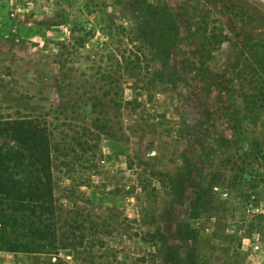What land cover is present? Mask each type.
Segmentation results:
<instances>
[{
	"label": "rangeland",
	"instance_id": "obj_1",
	"mask_svg": "<svg viewBox=\"0 0 264 264\" xmlns=\"http://www.w3.org/2000/svg\"><path fill=\"white\" fill-rule=\"evenodd\" d=\"M65 1L59 27L37 25L35 8L31 19H3L11 28L0 35V160L15 187L42 188L27 152L3 124L31 119L44 128L58 239L85 231L93 248L49 257L10 253L0 243V264H168L160 238L156 245L150 238L157 232L182 256L186 247L194 248L193 264H264V220L252 221L244 235L239 194L226 201L221 180L206 183L217 189L207 215L190 218L199 177L218 173L228 182L233 175L225 163L232 152L219 148L220 138L234 134L237 147L245 148L251 137L264 135V0ZM144 2L164 8L175 26L160 17L163 36L173 28L165 69L151 60L155 50L148 41L141 47L133 40ZM4 4L0 0L5 14L13 4ZM146 19L143 36L158 23L154 14ZM13 22L22 23L20 34ZM73 25L82 27L72 33L84 39L82 47L60 58L53 45L40 47L45 40L71 38ZM137 48L144 54L138 87L146 89L150 75L163 74L144 91L136 90V71H125L124 63L117 69L113 60L109 68L120 55L133 58ZM102 78L115 81L108 96ZM109 98L119 106L97 117L90 105ZM133 98L136 104H128ZM2 203L8 213L19 207L11 197ZM178 223H188L195 240L178 241Z\"/></svg>",
	"mask_w": 264,
	"mask_h": 264
},
{
	"label": "trees",
	"instance_id": "obj_2",
	"mask_svg": "<svg viewBox=\"0 0 264 264\" xmlns=\"http://www.w3.org/2000/svg\"><path fill=\"white\" fill-rule=\"evenodd\" d=\"M5 1L4 4L8 7V3H12L8 9H6L5 14L0 12V35L9 32L11 28L6 25V20L3 19L11 15L13 19L21 18L22 20L31 19L33 17L34 11L32 8L40 10L41 19L35 21L37 25L43 24L47 27H59L64 24L65 15V0H40L45 3H38L39 0H2ZM8 2V3H7ZM65 4V5H64ZM28 8H30L28 10ZM141 23L139 25H134V31L138 33V37L133 38L134 42L139 44L141 47L144 46V41H148L152 47L154 53H152L151 60H160V67L166 68L168 64V54L166 49L171 42V30L175 28L171 17L165 16L164 8L158 5H153L152 3L144 2L141 4ZM154 14L157 17L158 23L152 25L150 35L146 33L143 36L141 31L148 26L146 15ZM167 14V13H166ZM160 17H168L170 25L173 26L172 29L165 28V36L162 35V23H160ZM166 19V18H165ZM21 22L16 25L15 33L21 32L22 28ZM82 27L78 25H73L71 27V38L67 37L60 41L45 40L44 43L40 45L42 48L47 44L54 46V51H57V58L61 56L68 55L74 48L82 47L84 44V39L82 37H74L73 31L80 30ZM122 32L129 30L126 27H121ZM132 28L130 29V31ZM158 30V35L157 31ZM14 35V34H13ZM12 35V36H13ZM143 36V37H142ZM20 41L21 39H16ZM157 42V45L155 44ZM157 47L159 49H157ZM140 48H137L134 53L133 58L129 55L123 58V55L118 56V58L112 59L110 61V69L113 60L118 64L117 69H120L121 63H124V70L136 71L134 73L135 79L134 86L136 90H147V85L152 86L153 83H157L158 80L161 81L163 74L161 71L150 75V82L145 83V88L142 89V80L139 81L137 78L142 73L141 63L144 60L143 56L140 55ZM102 75V73H100ZM105 74V73H104ZM107 74V73H106ZM104 83L106 89L103 91L105 96L110 95L113 87V81L111 79L107 82L106 79H100ZM155 86V85H153ZM60 90H64V86L60 84ZM136 96L137 93L135 94ZM231 96V95H229ZM230 100V99H229ZM136 104V99H131L128 104ZM254 104V102H253ZM114 106H119L114 99L109 98L106 102H101L97 99L96 103H92L90 107L92 111L97 109V117L105 118L108 114V108ZM263 106V104H262ZM102 125L105 128L107 122ZM4 131L11 137V139L23 148L29 156V161L31 166L35 169V173L42 179V188L29 183L28 187L23 189L15 187L18 183L14 180V177L10 172L8 165H4L3 160H0V243L5 248L7 252L10 253H20L29 255H44V256H56L59 250H75L78 247H85L88 251H92L93 245L88 235L85 231H79L76 235L70 237L68 241L62 242L58 239V229L55 222V214L53 209L49 208V200H51V169H50V147L47 134L45 129L39 126L38 123L32 121L31 119H22L18 121H13L11 123H4ZM97 128H100L97 126ZM239 139L233 134L231 138L224 139L220 138L219 148L228 149L232 153L226 159L225 163L228 165V171L233 172V175L228 179L229 181H223V174L218 175V173H208L204 176L199 177L200 185L196 187L194 191V196L190 202V218L202 219L212 208V199L216 194V190H213L215 186L209 184L210 181L221 180V189L224 192V198L228 201V197L232 193L237 192L238 198L240 200V207L242 209L243 215L246 218L243 222L247 223L246 230H244V235H249L252 231V226L254 222L260 223L264 220V135L261 138H250L246 141V147H237ZM236 147V149H235ZM233 148V150H232ZM235 151V152H234ZM10 161V160H9ZM184 181H182L183 184ZM209 182L208 184H206ZM226 183V184H225ZM204 184V185H203ZM183 189V185L179 187ZM11 197L13 201L18 204V209L8 213L2 209V201ZM225 200V199H224ZM251 209L260 210L257 213L251 211ZM93 234L97 232L93 229ZM262 228V227H261ZM85 230V229H84ZM182 232H185L184 234ZM193 228L190 227L188 223L180 224L178 223L176 229V235L178 241H192L195 240V235ZM262 234V231H260ZM160 238L161 252L165 253V261L168 264H193L192 261L195 259L194 248L186 247L183 256L180 254L179 249L174 246L169 245L162 241L161 235L157 232L155 234H150L152 243L156 245L155 241ZM193 243V242H192ZM85 244V245H84ZM154 245V246H155ZM55 258V257H54ZM58 264V263H56Z\"/></svg>",
	"mask_w": 264,
	"mask_h": 264
}]
</instances>
